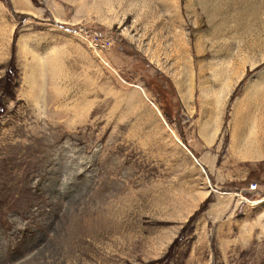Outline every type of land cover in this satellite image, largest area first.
I'll return each mask as SVG.
<instances>
[{"label":"rangeland","instance_id":"1","mask_svg":"<svg viewBox=\"0 0 264 264\" xmlns=\"http://www.w3.org/2000/svg\"><path fill=\"white\" fill-rule=\"evenodd\" d=\"M54 1L0 83V264H264V0Z\"/></svg>","mask_w":264,"mask_h":264},{"label":"crops","instance_id":"2","mask_svg":"<svg viewBox=\"0 0 264 264\" xmlns=\"http://www.w3.org/2000/svg\"><path fill=\"white\" fill-rule=\"evenodd\" d=\"M9 3L10 5H7L3 0H0V55H9L11 59L12 55L14 54L16 64L18 66L17 60L18 55L20 54L19 50L21 49L20 29L27 21L22 22L21 18L17 17V14H23L24 16H28L31 20H34V22L36 23L40 22L44 23V25H47V21H50L47 13L49 12V14L53 16L54 12L57 9V4L54 0H50L49 2L47 1L45 3L46 7L44 8L42 6L36 5L33 0H9ZM31 34L32 35H29V37H32L33 39L34 34ZM31 51L33 54L36 53L35 46L31 47ZM173 82L171 81L172 88L170 90L173 101L169 102L166 105L165 111H167L168 116H164L167 117L170 123H177L179 126V133L184 134L180 129V127L182 126V121L187 115L186 112L198 109V101H196V99L194 100V91L191 88V83H184V85H181L178 84V82ZM187 91H190L191 94L189 102H186L183 99V93ZM174 113H177V116H175ZM194 115V112L193 114H189L190 117L185 119V121H191L192 118L194 119L198 117L197 115H195L196 117H194ZM219 119L220 117L218 115L212 114L210 117H207L204 120L206 122L205 127L208 130H217ZM206 128L204 131H202L203 135L207 134L208 132L206 131Z\"/></svg>","mask_w":264,"mask_h":264},{"label":"trees","instance_id":"3","mask_svg":"<svg viewBox=\"0 0 264 264\" xmlns=\"http://www.w3.org/2000/svg\"><path fill=\"white\" fill-rule=\"evenodd\" d=\"M3 1L7 5H10L9 0H3ZM18 72H19V68H18V66L16 64L15 55L13 54L11 59H10V61H9V63H8L7 71H6L5 76L0 79L2 91L3 92L4 91L10 92V95L12 97L14 96V92L12 91V87L15 84L16 79L18 78ZM165 115L168 116V113L166 111H165Z\"/></svg>","mask_w":264,"mask_h":264},{"label":"built area","instance_id":"4","mask_svg":"<svg viewBox=\"0 0 264 264\" xmlns=\"http://www.w3.org/2000/svg\"><path fill=\"white\" fill-rule=\"evenodd\" d=\"M154 105L156 106V104L154 103ZM257 187V185L256 186H254L253 188H256Z\"/></svg>","mask_w":264,"mask_h":264},{"label":"bare ground","instance_id":"5","mask_svg":"<svg viewBox=\"0 0 264 264\" xmlns=\"http://www.w3.org/2000/svg\"><path fill=\"white\" fill-rule=\"evenodd\" d=\"M197 160V159H196Z\"/></svg>","mask_w":264,"mask_h":264}]
</instances>
